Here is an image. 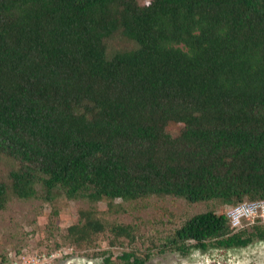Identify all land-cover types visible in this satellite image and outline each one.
Segmentation results:
<instances>
[{"label": "trees", "instance_id": "obj_1", "mask_svg": "<svg viewBox=\"0 0 264 264\" xmlns=\"http://www.w3.org/2000/svg\"><path fill=\"white\" fill-rule=\"evenodd\" d=\"M116 36L130 46L110 50ZM0 158L15 163L0 211L38 187L48 202L111 207L152 196L264 200V0H0ZM105 229L81 209L68 234L87 243ZM112 231L132 239L130 226ZM254 239L264 241V226L234 232L208 210L161 253Z\"/></svg>", "mask_w": 264, "mask_h": 264}, {"label": "rangeland", "instance_id": "obj_2", "mask_svg": "<svg viewBox=\"0 0 264 264\" xmlns=\"http://www.w3.org/2000/svg\"><path fill=\"white\" fill-rule=\"evenodd\" d=\"M140 5L149 0H138ZM110 50L128 48L129 43L116 36L110 41ZM182 125L167 128L177 135ZM15 163L0 158V181L9 184V171ZM43 190L36 198L21 200L11 197L7 207L0 211V262L5 256L26 251L28 259L36 264H102L111 256L116 263L123 252L135 251L151 256L146 264H264V241L254 239L245 248H215L199 250L190 247L186 254L165 250L168 240L190 217L208 210L226 214L233 231L250 232L254 225L264 226V213L245 210L236 222L233 209H243L251 203L222 205L216 202L189 203L174 196L148 197L132 202L115 200L112 207L107 200L91 205L83 200H71L57 195L52 202L45 201ZM93 208L106 229L89 242H77L68 234V228L78 221L79 210ZM130 226L132 239L116 235L112 227ZM193 244V242L188 243Z\"/></svg>", "mask_w": 264, "mask_h": 264}, {"label": "built area", "instance_id": "obj_3", "mask_svg": "<svg viewBox=\"0 0 264 264\" xmlns=\"http://www.w3.org/2000/svg\"><path fill=\"white\" fill-rule=\"evenodd\" d=\"M245 210L252 212L264 213V200L255 201L247 204L243 209H233L232 213L236 222L245 214ZM36 260H29L26 251L19 253V255L13 254L9 257V262L7 264H36Z\"/></svg>", "mask_w": 264, "mask_h": 264}]
</instances>
